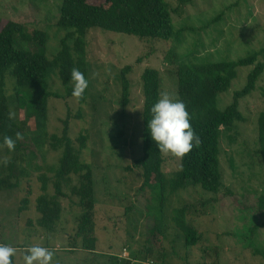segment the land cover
Listing matches in <instances>:
<instances>
[{
  "label": "rangeland",
  "instance_id": "374dc122",
  "mask_svg": "<svg viewBox=\"0 0 264 264\" xmlns=\"http://www.w3.org/2000/svg\"><path fill=\"white\" fill-rule=\"evenodd\" d=\"M179 36L168 41L92 29L87 35L88 96L85 103L64 94L56 69L49 71V90L62 95L48 100L47 134H60L68 120V134L75 139L88 136L81 160L92 166L94 182L95 251L83 250L76 237L80 208L77 197L61 199L60 219L52 230L37 224L36 198L40 183L36 176L23 179L18 188L0 191V244L16 248L15 264H24L29 246L40 245L54 252L52 264H110V256L128 248L127 254L151 259L156 264H262L264 263V170L258 154L257 117L264 111V72L256 90L240 100L244 122L232 131L223 130L220 139L222 186L217 194L200 187L167 192L163 211L158 210V189L140 190L141 170L131 168L141 150V74L155 68L161 77V93L177 97L175 71L180 63L234 60L264 47V0H166ZM62 0H0V26L13 20L27 30L47 34L44 55L52 58L68 33L55 25ZM17 48L40 47L17 41ZM264 60V56H259ZM130 65V101L121 104L120 71ZM252 66L238 68L228 91L219 94L217 108L231 103L235 90L245 85ZM10 110L19 118L22 103L34 98L35 87L16 88L5 77ZM22 119V118H21ZM32 128V126H31ZM24 130L22 136H28ZM45 166H57L61 152L48 145L41 153ZM164 154V153H163ZM7 157L0 145V162ZM168 178L179 168L180 158L164 154ZM129 167V169H127ZM48 175H51L48 173ZM49 191L52 192L51 186ZM27 199L24 209L22 200ZM186 208V221L198 232L196 245L187 247L173 223L175 208ZM159 212V213H158ZM158 214V217L156 215ZM160 217V218H159ZM162 224L155 242L151 228ZM213 249L216 250L214 253ZM131 255V256H132Z\"/></svg>",
  "mask_w": 264,
  "mask_h": 264
},
{
  "label": "trees",
  "instance_id": "16d2710c",
  "mask_svg": "<svg viewBox=\"0 0 264 264\" xmlns=\"http://www.w3.org/2000/svg\"><path fill=\"white\" fill-rule=\"evenodd\" d=\"M55 25L69 31L61 39L60 49L52 58L44 55L43 49L47 43L44 31L36 28L29 31L23 24L13 20L2 22L0 26V145L7 155L0 162V191L16 189L23 179L36 176L41 190L35 206L39 214L37 224L47 230H52L60 219L61 199L68 195L77 197L75 204L80 208V214L75 235L81 239L83 250L95 251L92 166L81 160V150L86 148L88 136L80 133L72 139L68 134V120L64 121L59 135L47 134L48 100L50 97H62L49 90L48 73L56 69L64 94L74 97L71 94V71L78 69L87 79L86 38L90 30L162 41H168L180 33L175 30L171 8L166 0H62ZM17 41L34 44L40 50L17 48ZM259 56H264V47L234 60L178 64L175 71L177 98L185 103L190 123L200 142L180 158L179 168L170 178L164 172V154L158 151L147 129L148 120L151 119V105L161 94L160 73L150 67L143 70L142 154L135 159L131 168L141 170V191L159 190L160 212L163 211L168 191L172 193L191 185L212 194L219 192L222 186L221 134L223 130L232 131L238 122L246 120L240 109V100L256 90L257 82L264 72V60H259ZM244 66H252L245 85L233 92L231 103L225 109L219 110V94L228 91L237 77L238 68ZM130 70L131 66L127 65L120 71L123 106L130 101L131 83L127 78ZM6 75L13 79L16 88L35 87L37 90L28 103H22L16 93L14 100L21 110L18 119L14 116L9 118L11 110L9 97L6 95ZM87 96L88 87L83 96L77 98L78 102L85 103ZM257 127V152L263 161L264 170V111L258 114ZM24 130L29 131L27 137L22 136ZM17 133L20 135L19 139ZM6 136L16 141L13 151H9L4 145ZM47 145L52 150L61 152L55 167L45 166L43 154H39ZM49 186L52 192L49 191ZM26 204L27 199H23L20 210ZM260 205L264 206L262 195ZM186 211L185 207L175 208L172 220L181 231L185 245L190 247L197 244L199 236L197 230L186 221ZM259 225L264 224H255L251 234ZM150 233L155 242L160 239L162 224L157 218ZM213 251L217 254L215 249ZM132 257L139 258L135 255ZM11 259L12 264H15L14 256ZM110 264H129V260L113 255L110 256Z\"/></svg>",
  "mask_w": 264,
  "mask_h": 264
},
{
  "label": "clouds",
  "instance_id": "9594fccd",
  "mask_svg": "<svg viewBox=\"0 0 264 264\" xmlns=\"http://www.w3.org/2000/svg\"><path fill=\"white\" fill-rule=\"evenodd\" d=\"M72 96L80 98L88 87V80L78 69L71 71ZM151 119L148 120L147 129L158 151L183 158L195 145L199 144L190 123L189 112L185 103L167 92L160 94L159 98L151 105ZM14 113L9 112V118ZM20 138L17 133V139ZM4 145L9 151L15 149L16 141L12 137H4ZM16 248L0 244V264H12V257ZM54 252L40 245L29 246L23 256L24 264H52Z\"/></svg>",
  "mask_w": 264,
  "mask_h": 264
},
{
  "label": "built area",
  "instance_id": "2783aa9c",
  "mask_svg": "<svg viewBox=\"0 0 264 264\" xmlns=\"http://www.w3.org/2000/svg\"><path fill=\"white\" fill-rule=\"evenodd\" d=\"M128 248L125 247L123 252L121 254H118L117 256L122 258V259H127L129 260V264H156L153 260L151 259H142V258H135L132 257L131 255L127 254Z\"/></svg>",
  "mask_w": 264,
  "mask_h": 264
}]
</instances>
